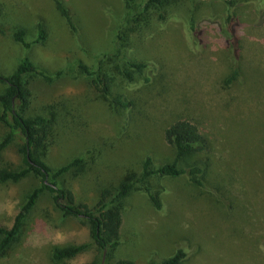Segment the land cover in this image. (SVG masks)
<instances>
[{"label":"rangeland","instance_id":"374dc122","mask_svg":"<svg viewBox=\"0 0 264 264\" xmlns=\"http://www.w3.org/2000/svg\"><path fill=\"white\" fill-rule=\"evenodd\" d=\"M63 1L77 24L76 34L53 0H0V75H12L29 59L50 78L34 74L25 79L28 115L54 112L58 116L47 163L54 170L76 158L89 163L85 175L71 173L59 180L61 185L72 189L78 203L97 206L101 188L120 184L127 169L139 171L146 156L153 158L155 166L173 162L174 151L164 132L171 123L185 119L199 125L213 144V177L224 186L236 184L238 196L224 191L225 197L237 199L228 213L218 202L198 194L186 179L164 180V212L159 214L137 192L125 201L123 245L108 260L87 222L63 216L53 194L45 191L0 264H98L103 259L104 264L120 259L159 264L179 245L187 253L185 264H264V29L249 25L244 38L246 61L262 72L260 92H250L251 85L223 91L218 81L230 67L215 30L207 29L204 50L194 54L176 34L178 24L159 30L147 42L133 33L148 0ZM41 22L48 38L36 43ZM19 29L32 43L29 49L14 40ZM129 60L146 64L152 82L135 95L142 103L130 130L122 134L124 114L113 116L108 102L92 86L93 78L79 66L108 73L114 90L121 93L127 86L120 69ZM5 91L0 83V96ZM9 133L10 128L0 122V142ZM24 145V136L15 135L1 155L0 171L27 167ZM40 186L41 180L33 175L17 183L0 181V224L11 228L27 195ZM82 245L86 248L77 257L53 261L54 248Z\"/></svg>","mask_w":264,"mask_h":264},{"label":"trees","instance_id":"16d2710c","mask_svg":"<svg viewBox=\"0 0 264 264\" xmlns=\"http://www.w3.org/2000/svg\"><path fill=\"white\" fill-rule=\"evenodd\" d=\"M53 2L60 16L76 34L77 24L64 1L53 0ZM146 8L143 15L137 19L136 28L133 29V33L140 36L143 42H147L150 36L154 37L160 33L159 30L166 31L174 24H178L180 28L176 34L182 37L190 52L199 54L205 48L203 41L207 35V29H213L222 40V50L230 67L229 73L218 81L220 89L232 91L238 86L251 85L250 92H260L259 81L262 78V72L253 67L250 60L246 61L244 38L249 25L254 29H264V0H211V2L148 0ZM37 32L35 42L45 43L48 38L46 25L42 22L38 23ZM14 40L27 49L32 46V43L27 41L24 29L15 32ZM79 68L89 78H93L92 86L105 102H108L113 116L120 117L122 113L124 114L121 132L128 133L136 118L134 112L142 103V99L135 95L139 94L142 87L152 82V78L146 76V64L129 60L124 68L119 67L120 75L127 86L121 93L114 90V79L108 73L92 72L83 64ZM34 74L50 80L39 72L29 59H24L12 75H0V83L6 86V91L0 96V104L3 108L0 122L10 128L9 135L0 142V158L14 136L19 134L25 139L22 153L27 166L19 171H0V181L17 183L28 175L41 180V186L27 195L25 203L14 219L13 226L7 228L0 224V257L7 255L18 240L26 220L36 206L40 195L45 191L53 194L54 204L63 216L81 218L87 222L95 244L103 253L106 251L108 260H113L123 245L125 201L139 192L147 197L156 212L162 214L165 188L161 182L164 180L186 179L187 184L191 185L198 194L218 202L226 208L228 213L234 209L236 197H225L224 191L231 190L235 193V188L238 186L236 184L224 186L213 177L211 170L213 144L209 143L199 125L185 119L171 123L164 132V140L174 151L173 162L155 166L153 158L148 155L142 160L139 171L127 169L120 184L111 183L109 186L111 188H101L97 206L91 208L87 204L78 203L72 189L62 186L59 180L71 173L76 176L85 175L90 168L89 163L83 158H76L56 170L47 163L48 150L54 144L53 136L55 126L58 125V116L54 112H50L49 116L28 115L30 100L25 79ZM139 77L144 78L143 81L138 80ZM253 85L257 87L252 88ZM16 101L19 102V107ZM191 159H193L192 162L186 164ZM85 248V245L56 247L53 250L52 259L55 262L73 259ZM186 259L187 253L179 245L172 256L159 264H185ZM113 264L136 263L120 259Z\"/></svg>","mask_w":264,"mask_h":264},{"label":"water","instance_id":"95a60500","mask_svg":"<svg viewBox=\"0 0 264 264\" xmlns=\"http://www.w3.org/2000/svg\"><path fill=\"white\" fill-rule=\"evenodd\" d=\"M105 256H106V251L104 252V259H105ZM104 259H103V264H104Z\"/></svg>","mask_w":264,"mask_h":264}]
</instances>
